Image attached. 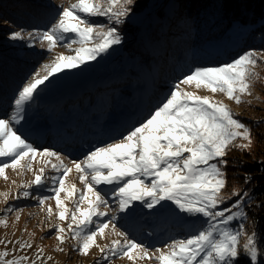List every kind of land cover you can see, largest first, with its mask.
Wrapping results in <instances>:
<instances>
[{
  "label": "snow or ice",
  "instance_id": "snow-or-ice-1",
  "mask_svg": "<svg viewBox=\"0 0 264 264\" xmlns=\"http://www.w3.org/2000/svg\"><path fill=\"white\" fill-rule=\"evenodd\" d=\"M133 2L76 0L59 9L56 22L47 31L27 33L28 39L33 42L38 39L42 47L47 42L49 51L67 40L65 47L74 54L59 53L44 64L41 71L21 86L11 116L0 118V177L8 180L7 169L15 170L17 175L26 171L33 173L32 180L17 185L14 198L19 199L29 197L34 185H45V167L50 165L56 170L59 175L51 178L52 195L38 197V202L43 207L46 201L55 200L58 221H67V227L63 223L51 225L56 230V239L60 244L67 239L75 240L73 247L81 255H88L94 246L108 261L115 257L127 258L133 264L138 258L154 260L157 264H235L240 256L239 238L246 233L242 231L243 224L241 230L236 231L229 224L238 217L247 218L245 212L234 209H240L244 198L250 197L249 193L241 194L236 189L229 195L222 194L227 185L224 169L229 163L230 148L249 150L255 140L251 127L238 119L227 103L188 91L187 87L220 92L237 104L243 103V97L251 96L252 83L259 77L256 66L258 60L264 61V51L249 50L231 62L191 69L172 86L165 100L148 117L120 138L89 150L83 159L72 160L71 166L64 163L59 152L34 146L15 127L24 118L26 103L50 77L95 60L100 53L121 42L115 26L89 18L107 17L121 24L132 11ZM10 38L24 40L25 36L22 31H13ZM73 45L79 46L73 48ZM38 157L43 166L33 169ZM53 159L56 163H52ZM73 170L78 173L82 188H77L75 183L66 186L65 180ZM248 179L245 177L246 181ZM11 183L16 185L15 180ZM102 185L112 187L104 191ZM61 193L65 194L63 198ZM8 195L4 193L5 203ZM233 195L236 200L228 203ZM111 198L116 199L120 212H134V204L139 201L155 213L173 211L191 216L200 227L189 231L184 238L171 239L163 247L151 250L130 239L127 232L120 231L114 223L115 215L98 222V218L109 216ZM66 200L72 201L71 208ZM46 211L50 218L52 206L48 205ZM19 218L17 210L16 219ZM0 224L6 225L7 220L0 219ZM109 228L123 240L113 239L104 245L97 243V237L104 238ZM0 243L11 244L12 241ZM16 243L22 253L25 248H32L28 241ZM243 250L252 261L257 259L255 233L247 237ZM8 255L6 249L0 251V264H36L26 254L13 255L11 259ZM36 259L43 261L42 248L37 249Z\"/></svg>",
  "mask_w": 264,
  "mask_h": 264
},
{
  "label": "rangeland",
  "instance_id": "rangeland-1",
  "mask_svg": "<svg viewBox=\"0 0 264 264\" xmlns=\"http://www.w3.org/2000/svg\"><path fill=\"white\" fill-rule=\"evenodd\" d=\"M14 1L23 3L21 11L10 7L11 2L8 0H5L4 5L7 9L10 8L13 15L16 18L18 17L19 20L13 24L11 21L4 20L5 17H0V24L6 23V26L1 28L2 31L0 32V70H4L5 63H11L12 57L16 54L29 58L24 60L34 62V64L29 66L33 69V72L27 75V79L23 83L25 84L37 71L42 70L44 64L51 62L55 55L59 53H64L65 55L74 54V52L65 47L68 43L67 40L58 44L53 51H49L47 42H44L42 47L38 39L35 42L28 39L27 33L47 31L56 22L59 9L69 3H75L76 0ZM29 2L36 3L39 6L29 7V5L25 4ZM138 2V0H134L133 4L130 5L132 11L123 18V23L121 24H115L114 21L109 20L107 17H90L89 19L93 22L105 24L106 26H115L121 37V42L100 53L95 60L86 61L85 64L80 65L78 68L65 69L50 77L44 85L39 87L33 99L26 103L23 112L24 118L20 124L15 125L34 146L41 150L48 148L59 152L64 163L68 166H71L72 160L83 159L84 155L94 147L103 146L113 139L120 138L121 134L148 117L165 100L172 86L184 74L190 72V70L184 68L181 73H177L179 67L177 66L174 69L173 65H170L169 68L172 67L171 70L177 74L167 79V81L164 80L169 82L166 89L157 90L149 84L147 76L144 74L146 71L145 64H152L150 66L154 68L153 73L157 77V82H163L160 78H166V67L169 63H173L171 61L172 52L177 53L181 47L180 36L174 34L182 27L176 24L175 31L157 27V24L160 23L158 20H154L153 12L151 13L154 8H151V6L158 4V2L161 3L162 0H152L151 4L144 8L146 10L142 12L138 11L140 7H136ZM31 16H37L38 19L41 18L45 22L43 25H32V23L29 24L30 21L25 22V19H30ZM46 18H48L47 21ZM13 31H22L25 39H11ZM181 37L186 40L185 45H187L189 37L183 34H181ZM17 46L37 48L41 59L37 60L36 58L34 60L31 54L17 51ZM78 46L73 45V48ZM168 58L170 60L167 62ZM223 63L227 62L223 61L221 64ZM17 64L14 63V65ZM221 64H199L196 67L218 66ZM259 65L264 66V61L258 60L256 72L259 70ZM134 69L140 72L139 80L135 79L134 76H128L129 72ZM158 71H161L160 74ZM114 80H117L118 84H126L123 85L126 88L119 90L121 95L117 97V101L114 100L113 105H108L109 102L105 97L109 98L110 94L112 95L113 93H111L110 87L108 89L107 87ZM161 85L166 86L164 83ZM148 90L151 94L155 91L163 92H158L157 97L154 96L151 99L148 92L145 93ZM187 90L197 92L199 95H209L215 100L227 103L242 122V117L250 109V105H264V93L255 85V80L252 83L251 96L245 95L243 97L245 102L240 104L229 100L220 92L211 93L207 89H196L194 86L187 87ZM18 91L14 93L13 99L9 98L7 100L5 103V105L7 104V111L0 118H9L11 116L13 102ZM3 109L6 110V107H3ZM39 160L40 158L38 157L37 162H33V169L43 166L42 163L38 162ZM52 163H56V161L53 159ZM6 175L8 180L0 177V219L7 220L6 225L0 224V241L10 240L12 243H0V251L6 249L9 253L8 259L13 258V255L19 257L22 254H26L32 260H35L36 264H133L127 258L114 257L110 261L104 260L99 249L94 246L88 255H81L73 247L76 243L73 239H67L63 244H60L56 239V230L51 225L63 223L67 227V221H58L57 213L59 210L56 207L55 200L46 201L43 207L38 202V197L52 195L50 191L52 186L51 178L59 175L50 165L45 167V177L47 178L45 185L43 187L34 185L30 189L32 194L29 197L14 198L17 193V185L34 178L31 171L17 175L15 170L7 169ZM12 180L16 181V185L11 183ZM65 183L66 186L75 183L77 188L83 187L75 170L69 174ZM100 187L104 191H109L112 186L102 185ZM4 193H9L7 203H5ZM64 195V193H61L62 198ZM65 203L68 204L69 208L72 207L71 200H66ZM48 205H51L53 209L50 218L46 211ZM223 206L221 205V207ZM9 207L13 210L7 211ZM134 207V212H120L116 199L111 198L109 199V216L98 218V222L110 219L115 215L114 223L120 231L127 232L130 239H135L138 243L145 244L151 250L163 247L171 239L184 238L189 231L200 227V223L195 218L185 214L173 211L155 213L146 206H142V202L139 201L135 202ZM17 210H19V220L16 219ZM237 210L244 212L243 202L240 209H234V211ZM244 220V218L238 217L230 222L229 227L234 231L241 230L240 225L243 224L242 231L246 233L244 231ZM105 231L106 236L104 238L98 236L97 243L104 245L106 243L110 244L113 239L123 240L122 237L112 233L111 228ZM248 236L251 235L246 233V235H242L239 238L238 248L240 256L235 261V264H262L259 254L257 259L252 261L244 253L243 245L247 242ZM17 241L21 243L28 241L32 244V248H25L22 253L19 244L16 243ZM39 248L43 249V261L36 259V252ZM59 248L64 250L60 251L58 250ZM13 249H15V253H13ZM49 256L51 260L47 259ZM134 264H157V262L138 258Z\"/></svg>",
  "mask_w": 264,
  "mask_h": 264
},
{
  "label": "trees",
  "instance_id": "trees-1",
  "mask_svg": "<svg viewBox=\"0 0 264 264\" xmlns=\"http://www.w3.org/2000/svg\"><path fill=\"white\" fill-rule=\"evenodd\" d=\"M8 1L11 2L10 7L21 11L23 3L14 0ZM138 1L137 5H139L136 7H140L139 12L145 11L144 8L152 2V0ZM4 2L5 0H0V17H5L4 20L15 24L19 18L13 15L10 8L7 9ZM25 4L29 7L38 5L30 2ZM151 8H154L151 11L154 20H158L160 23L157 24L158 28L163 27L175 31L176 24L182 27L174 34L180 36L181 47L177 53L172 52L171 61L173 63H169L166 67V78H160L163 82H157V77L153 73L154 68L150 66L152 64H145L144 74L147 76L149 84L157 90L166 89L169 83L166 82L167 79L181 73L184 68L191 70L199 64L217 65L223 61L229 62L249 50L264 51V0H162L161 3L158 2ZM29 21V24L32 23V25H43L45 22L41 18L38 19L37 16L25 19V22ZM5 26V22L0 24V32L1 28ZM181 34L189 37L187 45H185L186 40L181 37ZM17 47V51L31 54L32 59H41L37 48ZM24 59L29 58L16 54L12 57L11 63H5L4 70H0V116L7 111V104L5 105L7 100L13 99L14 93L21 88L27 75L33 72L29 66L34 62ZM169 60L170 58L167 62ZM14 63L18 64L14 65ZM170 65H173L174 69L178 66L179 71L177 73L172 71V67L169 68ZM160 72L158 71L159 74ZM257 73H259V77L255 79V85L264 93L263 65H259ZM128 76H134L139 80L140 72L134 69L129 72ZM162 83L166 86H162ZM123 85L126 84H118L117 80L108 85L107 89L110 87L109 89L113 93L109 98L105 97L109 102L108 105H113L114 100L117 101V97L121 95L119 90L126 88ZM147 92L153 99L154 96L157 97L158 92L162 93L163 91H155L153 94L149 90L145 93ZM3 107H6V110ZM242 120L251 127L255 142L249 150L235 147L229 149L227 156L229 163L224 169L227 174V185L222 190V194L229 195L234 189L239 190L241 194L249 193L250 199L245 197L243 200V209L247 214V218L244 220V231L248 235L255 233L260 260L264 264V105H250V109L244 114ZM245 177H249V179L246 181ZM236 198L234 195L231 196L228 203L235 201Z\"/></svg>",
  "mask_w": 264,
  "mask_h": 264
}]
</instances>
